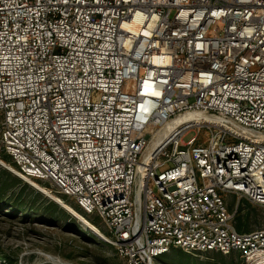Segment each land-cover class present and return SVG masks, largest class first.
Masks as SVG:
<instances>
[{"label": "built area", "instance_id": "2783aa9c", "mask_svg": "<svg viewBox=\"0 0 264 264\" xmlns=\"http://www.w3.org/2000/svg\"><path fill=\"white\" fill-rule=\"evenodd\" d=\"M187 114L212 122L151 150ZM0 146L124 264H264V227L236 222L241 202L264 212V0H0Z\"/></svg>", "mask_w": 264, "mask_h": 264}, {"label": "rangeland", "instance_id": "374dc122", "mask_svg": "<svg viewBox=\"0 0 264 264\" xmlns=\"http://www.w3.org/2000/svg\"><path fill=\"white\" fill-rule=\"evenodd\" d=\"M196 130L183 141L196 137ZM14 165L0 146V264H124L113 246L85 229L67 207L97 227L96 214L87 215L71 198L58 195L45 182H26L14 175ZM236 206L233 199L231 209ZM242 232L264 227V212L241 202L236 216ZM155 264H243L235 253L190 255L172 250Z\"/></svg>", "mask_w": 264, "mask_h": 264}, {"label": "bare ground", "instance_id": "6f19581e", "mask_svg": "<svg viewBox=\"0 0 264 264\" xmlns=\"http://www.w3.org/2000/svg\"><path fill=\"white\" fill-rule=\"evenodd\" d=\"M212 122L211 118L204 116V115H196V114H187L181 117L176 118L173 122L167 124L163 130H161L155 140L152 143V149H156L158 146L161 145V143L165 140V138H168L171 133L180 125L185 124V123H210ZM68 212L74 216L76 220H78L81 225L88 231H90L93 235L96 237H99L101 240H108V237H106L97 227H95L93 224H91L89 221L84 219L82 216L71 210L70 208H66ZM57 264H60L58 262Z\"/></svg>", "mask_w": 264, "mask_h": 264}]
</instances>
